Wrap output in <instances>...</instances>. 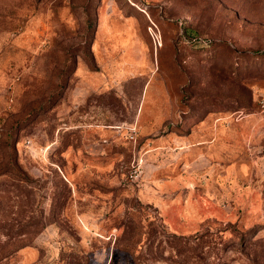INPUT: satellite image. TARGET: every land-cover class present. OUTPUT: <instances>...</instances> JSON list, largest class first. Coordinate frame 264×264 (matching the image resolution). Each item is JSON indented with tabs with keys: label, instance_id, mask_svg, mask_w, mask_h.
Masks as SVG:
<instances>
[{
	"label": "rangeland",
	"instance_id": "obj_1",
	"mask_svg": "<svg viewBox=\"0 0 264 264\" xmlns=\"http://www.w3.org/2000/svg\"><path fill=\"white\" fill-rule=\"evenodd\" d=\"M0 264H264V0H0Z\"/></svg>",
	"mask_w": 264,
	"mask_h": 264
}]
</instances>
